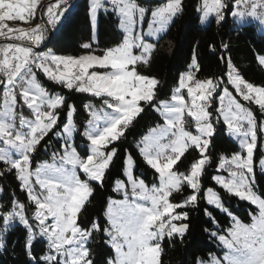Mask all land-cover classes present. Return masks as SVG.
<instances>
[{"label": "rangeland", "instance_id": "374dc122", "mask_svg": "<svg viewBox=\"0 0 264 264\" xmlns=\"http://www.w3.org/2000/svg\"><path fill=\"white\" fill-rule=\"evenodd\" d=\"M165 3L166 0L151 2L149 8L151 10L156 6H166ZM33 4L34 0H0V31H8L9 28L27 24L26 22L29 21L28 16L30 15L29 10L33 8ZM88 4H90V0H88ZM140 5L143 6L142 4ZM205 5L208 6L206 7ZM222 5V0H204L203 4L200 3V24L206 26L213 19L221 20L223 14ZM72 6L70 7L69 5L66 8L70 10ZM238 7L239 0H235L234 10L230 14L235 26H243L251 22L239 13ZM178 10L179 4L174 3L172 11L164 15L165 28L162 32L157 31L161 25V17L159 15L155 18H150L149 16L140 17L139 12L135 13L140 18L129 20L126 23V27L129 39L133 40L140 50V56L139 58L129 57L126 61L127 64L133 65L147 60L152 49V43L144 41V38L146 37L148 41L158 40L165 33ZM54 19H59V16H55ZM141 19L143 21L142 28H140ZM201 19H203V23H201ZM252 22L257 24L259 33L264 34V17H253ZM92 28L93 37L95 38L96 26ZM137 28H140V30L137 31ZM142 43L143 47L140 48ZM11 47L12 45L8 50ZM16 51L21 57L22 54L33 55V66L36 69H41V65L53 63L52 59H45V57H52L56 62L69 57L56 55L50 49L34 52L29 48L18 47ZM96 57L99 56L83 55L80 60L83 65H89L97 62ZM108 61L109 58L105 57L104 60L99 62L107 63ZM260 62L264 65V56L260 57ZM22 63H24V58ZM2 68H8L6 59L2 63ZM195 68L196 63H192L189 70L181 76L180 83L175 89L173 96L169 100L161 101L154 106L163 123L151 128L137 142L136 147L141 156L157 173L156 183L147 185L141 178L135 177L132 158L128 154L125 157L123 179L117 180L113 187L118 189L115 192L119 198H110L104 213V218L107 222L104 235L106 243L112 248L114 254L113 259H110L107 264H158L160 256L158 242L165 236L177 235V233L183 232V219L177 218L179 214L184 213L179 211L180 208H184L181 206V202L192 205L195 198L188 199V196L179 203H174L173 201L169 203V193L173 189L161 190L158 173L161 175L166 174V170L170 166H174L181 154L188 147H193V145L199 151L200 157L193 164L194 166L192 165L191 171L189 169L187 172L189 175L184 178L191 179L201 167L205 166L207 157L204 156V153L207 149V135L211 132V128L207 123L208 113H211L207 103L210 101L211 104L210 97L219 91L217 105H223L228 99L234 97L236 101L243 105L244 112L242 114L245 116H249V107L238 93L244 94L245 99H250L254 95L255 103L264 107V88L253 87L252 84L242 79L232 67L228 68L226 75L230 89L226 86H221L220 88L219 85L209 78L196 79L194 77ZM41 70L45 75L47 74V67ZM4 74V89L0 100V125H3V127H0V159L16 170L24 190L36 207L34 213L36 221L35 232L38 239L46 242L48 248L47 258L59 257L61 264H90L87 260V242L90 231L84 232L76 225L78 213L91 194L87 181L100 182L102 180L105 169L108 168V161L113 158L114 149L109 147L110 144L121 136L124 127L137 115L139 102L151 99L155 80L136 75L130 68L123 72L121 80L116 81L110 87L99 83L93 85V91L107 92L110 90L114 94H119V98L113 99L112 95H100L99 97H106L103 102L104 105L90 109L89 120L84 130V136L87 140V154H80L74 145V109H68L66 120L61 130L55 134V137L61 140V153L57 155L53 153L51 161L40 163L34 169H31L28 165V160L33 146L42 134L56 124L57 119H55V114L45 115V113L50 111L48 108L32 109L31 105L26 103L29 99L28 94H32L33 97L37 94L36 89L28 83V81L33 80L38 83L35 74H32L30 78H25L22 77L21 73L17 74L14 79L9 78L5 71ZM89 79L96 78L89 77ZM133 80L136 86L130 87V83ZM125 81L128 83L125 84ZM18 83L22 84V89L19 91L21 103L17 101L15 96L9 95V91L14 89ZM87 87L88 85L86 84L85 88ZM47 92L50 93L49 91ZM50 94L52 99L60 96L59 93ZM201 101H205L204 107L200 106ZM32 103H35L34 99ZM111 103H114V105L112 106ZM166 107L170 109L169 112L164 111ZM13 108H15V113H13ZM93 108L100 111L101 115L107 113V116L102 120H96L93 115ZM233 111H236L235 107ZM37 112L39 113L38 115ZM249 119H251L250 116ZM241 127L245 134L236 136L232 140L241 148L238 153L244 155V159H239V156L222 157L232 158L233 162L238 163L240 166H246L247 174L249 179H251L253 169L252 153L257 143V129L260 131L262 149H264V124L257 126L256 121L253 120L251 125L242 123ZM253 128L255 129L254 132ZM159 129H163L166 133L164 138L160 140V147L153 148L150 152L142 151L145 138L151 135L153 131ZM89 133L90 136L88 135ZM201 136L205 138L201 139ZM96 141H99V143H96ZM105 144H107V147H105ZM79 146L81 145L79 144ZM93 148L98 151L102 149L104 152L109 153L103 164H98L93 160V155L95 154L92 151ZM173 154H175V159H172ZM149 157L151 159H148ZM201 157L204 158L202 159ZM261 157H264V150H262ZM165 159L168 160V163L162 168L157 161L162 162ZM52 165L55 166V169H62L63 171H54L50 167ZM257 166L264 174V164H257ZM232 170L240 171L243 169L234 168ZM80 173L85 177V180L80 179ZM125 173L127 174L125 175ZM153 188L157 189V191L153 192ZM145 189L153 196V199L142 198L145 195ZM116 201H126L127 206L132 208L134 217L130 223L127 219H120L117 223H113L116 217L112 215L110 209L116 208L114 203ZM48 205H53L54 210H49ZM18 208L10 215L4 217V226L0 231V236L2 232L7 230L8 226L13 224V216L18 217L20 222H24L23 216L18 213ZM223 212L229 215L231 225H233L237 217L229 214L226 208ZM49 216H55V219L49 220ZM150 217L151 219H149ZM177 225H180V227L178 228ZM91 229H97V225L94 224ZM223 235L227 236V232Z\"/></svg>", "mask_w": 264, "mask_h": 264}, {"label": "trees", "instance_id": "16d2710c", "mask_svg": "<svg viewBox=\"0 0 264 264\" xmlns=\"http://www.w3.org/2000/svg\"><path fill=\"white\" fill-rule=\"evenodd\" d=\"M143 7L150 10L151 2H161L162 0H134ZM231 0H222V19H226V23H220L213 19L208 25L200 24V16L198 5L200 0H184L183 10L180 9L170 22L165 33L158 40H151L152 49L149 52L145 62H137L131 68L136 75L152 78L155 80L152 97L147 101L139 102V111L137 115L125 126L127 131L122 132L121 136L110 144V148L115 150L114 158H112L111 167L107 168L100 182L88 180L91 190L89 199L82 206L78 213L76 225L84 231L89 232L87 242V260L90 264H107L113 259L114 254L112 248L106 243L104 231L107 228V222L104 218L107 202L110 198H119L117 193L113 191L114 184L117 180L123 179V170L125 157L130 153V157L135 161L133 173L135 177L141 178L147 185H152L157 181V173L146 163L137 149V142L153 127L161 125L163 120L155 111L154 106L161 101L169 100L175 89L178 87L177 80L181 78V74L189 70L190 60L199 58L196 64L194 77L196 79H211L217 85L226 86L227 70L232 67L242 79L252 85H264V67L260 62V57L264 56V34L259 33L257 24L251 21L243 26H235V23L227 12V5ZM88 0H78L72 8L65 13L63 18L59 20V27L52 33V38L46 48L50 49L54 54L61 56L81 57L82 53L95 52V55H103L102 51H96L95 46L98 44L99 49L116 46L122 41V33L118 28L117 18L110 13L99 15L96 25L95 38L93 37V28L89 21ZM46 6L44 7V9ZM30 22L33 19L30 15ZM47 38L40 45L46 42ZM85 42L93 43L92 49H83L81 47ZM210 45H215V49L211 50ZM11 43L8 41L0 42V71L4 78L5 68L2 63L5 59V53ZM195 54L193 55V50ZM20 66V65H18ZM17 66V67H18ZM22 69V66H21ZM22 71V70H21ZM38 83L50 93H59L65 97L64 106L56 108L59 120L47 131L42 134L33 146L29 154L28 165L34 169L38 164L51 161L54 155L61 153V140L55 137V134L61 130L66 120V114L69 105L74 104L73 122L75 126L74 145L80 154L86 155L87 140L84 136V130L90 116L92 107H100L104 105L106 97H96L86 93H77L75 90L69 92L67 89L52 83L46 78L41 69L34 67ZM4 89V83L0 87V100ZM219 91L211 97L212 123L216 124L218 136L214 138V150L210 151L212 157V165L205 167L203 179L204 187L216 188L212 182V176L216 174L215 164L219 162L222 156L230 157L234 152H240L239 145L227 137L223 129V122L217 123V95ZM17 101L21 103L19 91L14 95ZM155 97V98H153ZM249 109L255 112V121L262 120L260 111L252 103H248ZM142 109V111H141ZM134 121V123H133ZM257 124V123H256ZM259 124H257L258 126ZM259 141L255 147V160L259 161L262 156L261 134L257 129ZM79 144L81 146H79ZM200 157L199 151L195 147H188L178 158L180 161L174 166L179 173H187L189 166H192ZM255 167L254 186L257 191L264 195V174L259 170L257 164ZM80 179L85 177L80 173ZM17 176L16 170L0 159V215H10L15 209L19 210L24 218V222H20L16 216L12 217V222L5 232L0 236V264H40V258L43 256L47 260V264H61L59 257L47 258L48 248L44 240L37 238L35 232L36 221L34 219L35 205L29 199L22 183ZM21 182V181H20ZM223 198L225 208L229 214L239 218L244 224L251 222L250 215L256 212V209L246 202L238 200L234 196H230L226 192L216 189ZM199 206L195 203L188 207L180 208V212H187L188 219L182 220L183 223L190 225L187 228V234L183 236V240L177 238V235L165 236L158 242L160 256L158 264H194V255L207 258V254L211 251L220 256L224 250L218 240L209 236L206 231L211 228L212 224L218 222L219 227L215 231L221 235L226 234L227 229L231 225V218L225 212L217 210L215 207L207 205L203 200V192ZM13 195L23 201V205L16 203L12 198ZM189 196V190L184 188L183 193H176L170 197L174 203L184 201ZM207 209V212L205 211ZM214 217L213 221H209L207 217ZM89 218L93 222L91 227L85 228ZM99 221L97 224L96 221ZM18 222V223H17ZM96 224L97 229H91ZM0 225V231L3 229ZM35 241H41L37 245ZM26 244L28 250L26 251ZM35 257L33 261L31 258Z\"/></svg>", "mask_w": 264, "mask_h": 264}, {"label": "snow or ice", "instance_id": "6c2138e0", "mask_svg": "<svg viewBox=\"0 0 264 264\" xmlns=\"http://www.w3.org/2000/svg\"><path fill=\"white\" fill-rule=\"evenodd\" d=\"M178 3L181 10H183L184 0H166V6H156L154 9H147L141 6L138 2H134V0H90V4L88 5V15L89 21L92 27H95L98 23L99 15L110 13L111 15L117 18L118 28L122 33V42L118 43L116 46L107 47L104 49H99L98 44L95 46L96 51H102L103 56L96 57L97 62L91 63L89 65H83V62L80 60V57L69 56L65 57L62 61L56 62L52 57H45V59H52L53 63L49 65H41L40 68L43 69L47 67L46 78L50 80L52 83L57 84L69 92L75 90L77 93H86L88 95L97 96L99 98L100 95H112L113 99H118L119 94H114L110 90L107 92H98L93 91L92 86L99 83L105 86H111L116 81L122 79V74L127 69L133 67L132 64H127L126 61L129 57L139 58L140 50L137 48L135 42L129 39L128 29L126 27V23L129 20H135L143 16H149L150 18H155L157 15L161 17V25L160 28L157 29L158 32L164 31L165 23L163 22V17L167 13L172 11L173 4ZM200 3L203 4L204 0H200ZM206 7L208 5H205ZM235 0H231V3L227 5V12L231 14L234 10ZM71 7V5H70ZM68 9L65 8L60 13H52V15L59 16V19L52 21L49 20L48 26L54 27L61 18H63L64 12ZM34 11V10H29ZM136 12H139L140 17L135 15ZM199 12V5H198ZM207 15V13H205ZM33 19H36L35 15H33ZM240 21V20H238ZM241 22V21H240ZM201 23H203V19H201ZM220 23H226V19L220 21ZM143 26V21L141 19L140 28ZM39 27V25H37ZM140 28L136 30L139 31ZM46 39L45 36H37L35 37V43L37 44V48L44 42ZM144 41L150 42L147 38H144ZM83 49H92L94 47L93 43L85 42L81 45ZM143 47V43L140 48ZM210 49L214 50L215 45H210ZM195 54V49L193 50V55ZM82 55H93L95 56V52L90 53H82ZM105 57L109 58L107 63H100L99 61L104 60ZM189 64L199 63V58L195 60H190ZM264 67V65H262ZM107 70V71H98ZM181 75H184L183 73ZM89 77H93L96 79L90 80ZM35 89L36 95L33 97L32 94H28L29 99L26 103L31 105L32 109H43L48 108L50 111L45 113V115H53L55 114V119L59 120L58 113H55L56 108H62L64 106L65 97L59 96L55 99L51 98V94L47 92L46 89H43L41 85L37 82L28 81ZM128 82L125 81V84ZM177 83H180V79L178 78ZM88 85L85 88V85ZM136 83L133 80L130 83V87H135ZM256 88H264V85H253ZM186 91V89H185ZM241 95V99L245 100V104L252 103L254 106L260 111V115L264 118V107L260 104L255 103V96L253 95L250 99H245L244 94L238 93ZM155 98V97H153ZM33 99L35 103H32ZM223 99V97H221ZM208 107H211L210 101L207 102ZM205 101H201V107H204ZM75 105H69V110L74 109ZM235 107L236 111H233ZM206 110V109H205ZM93 115L96 120H102L107 116V113L103 115L100 114V111L92 109ZM142 111V109H141ZM165 112H169L170 109L167 107L164 109ZM217 123L223 122L222 131L227 137H230V140L239 135H244L243 129L241 127L242 123H247L249 125L252 124V121L255 120L256 114L252 112L251 109L248 110L249 116H245L242 113L244 112V107L238 101L235 100L234 97L228 99V101L223 104L217 105ZM13 113H15V108H13ZM39 113L37 112V115ZM211 113H208L207 123L211 128L210 134L207 135V149L205 150L204 156L207 157L205 166L201 167L195 176H192L191 179H186L188 173H179L176 171L175 166H170L166 170V174L161 175L158 173L160 179L161 190L167 191L168 189H173L172 192L169 193V203H171L170 197L175 195L176 193H183L184 188L187 187L189 190L188 199L195 198L194 203L195 206H199L201 200V192H203V200L209 206L215 207L217 210L224 211L225 205L223 202V198L220 196L219 192L216 189H220L230 196H234L238 200L248 203L252 207L256 209V212L250 215V224H244L239 221V218H235L236 222L233 225H230L227 229V236L221 235L219 232L215 231L217 227H219L218 222L212 224L211 228L206 227V231L208 235L217 239L219 244L224 249L222 255L218 256L213 252H209L207 254V258L199 257L194 255V264H264V195H261L257 191L258 186H254V178H255V167H253L251 172V179L247 174V167L240 166L238 163L233 162L232 158L222 157L221 161L215 164L216 175L212 176V182L216 185V188L213 187H204L203 177L205 174V167L212 165V157L209 155L210 151L214 150V138L218 136V130L216 124L212 122ZM61 123H64L63 121ZM134 123V121H133ZM257 124H264V119L256 121ZM3 127V125H0ZM124 131H127V128L124 127ZM51 131V129H49ZM255 129L253 128V132ZM47 134V133H45ZM165 132L163 129L155 130L151 135L145 138L144 140V149L142 151H151L153 148L160 147V140L164 138ZM90 136V133L88 134ZM204 136H201V139H204ZM110 139V138H109ZM257 141H259V137H256ZM99 143V141H96ZM107 147V144H105ZM195 147V145H193ZM203 147V145H201ZM264 150V149H262ZM93 160L98 164H103L104 161L108 158L109 153L101 150L92 149ZM115 150H113V158H114ZM130 157V153L128 154ZM246 155V152H245ZM253 161L255 164H264V157H261L259 161L255 160V149L253 150ZM239 156V159H244V155H240L237 152L232 154V157ZM202 159L204 157H201ZM148 159H151L149 157ZM172 159H175V154H173ZM160 163V166L163 168L165 164L168 163V160L157 161ZM180 161H177L179 164ZM112 161H108V167H111ZM230 165V167H229ZM132 166L135 167V161L132 160ZM194 166V165H193ZM54 171L62 172V169H55V166H50ZM191 167L190 171H191ZM234 168H242L240 171H233ZM107 171V169H105ZM127 173H125L126 175ZM21 182L18 180L17 184L19 185ZM102 185V180L100 181ZM117 188H113V191H117ZM21 191H25L21 189ZM157 189L153 188V192H156ZM25 194L26 191H25ZM0 195H3L0 192ZM16 203L23 205V201H19L14 195L12 197ZM142 198L153 199V196L147 192L145 189V195ZM115 209H110L112 215L116 217V220L113 223H117L120 219H127L130 223L132 218L134 217V212L131 207L127 206V202L116 201ZM182 207H188L187 203L181 202ZM49 210H54L53 205L47 206ZM207 212V209H205ZM47 215V213H46ZM178 219L186 220L188 219L187 212L181 213L177 217ZM49 220H54L55 216H49ZM151 219V217L149 218ZM207 219L211 222L214 220V217L209 215ZM93 220L89 218L88 224L85 225V228L91 227ZM99 224V221H96ZM18 223V222H17ZM47 223V221H46ZM4 224V215H0V225ZM6 226V225H5ZM190 225L187 223L183 224V232L177 233V238L181 241L183 240V236L187 234V228ZM179 228L180 225H177ZM41 241H35L36 245ZM28 250V246L26 244V251ZM53 255H55L53 253ZM33 261L36 260L35 257L31 258ZM40 264H47V260L42 256L40 258Z\"/></svg>", "mask_w": 264, "mask_h": 264}, {"label": "built area", "instance_id": "2783aa9c", "mask_svg": "<svg viewBox=\"0 0 264 264\" xmlns=\"http://www.w3.org/2000/svg\"><path fill=\"white\" fill-rule=\"evenodd\" d=\"M77 1V0H76ZM75 0H34L33 8L30 11L31 18L35 15L36 19L33 22H29L27 25L9 31H0V42L11 41L12 47L5 53V59L8 62L9 69H15L18 64L22 66V77L30 78L34 70V57L33 55H26L23 58L16 51V48L23 46H37L34 42L35 37L45 36L47 38V32L45 25H48L49 20L55 21L52 13H60L69 5H74ZM46 8L44 9V7ZM43 8L42 15L40 10ZM239 13L244 16L245 19L263 18L264 17V0H239ZM69 10L65 11L68 13ZM57 16V15H56ZM39 25V27H37ZM49 27L51 33H53L58 27L59 22L54 27ZM22 89V84L18 83L14 89L9 91V95H15L17 91ZM113 106L114 103H111ZM118 235V233H116Z\"/></svg>", "mask_w": 264, "mask_h": 264}, {"label": "water", "instance_id": "95a60500", "mask_svg": "<svg viewBox=\"0 0 264 264\" xmlns=\"http://www.w3.org/2000/svg\"><path fill=\"white\" fill-rule=\"evenodd\" d=\"M42 12H43V8L40 10V15H42ZM45 29L47 32V40L41 47H39V48H37V46H25V47L31 49L34 52H39V51H42L44 48H46V46L48 45V43L50 42V40L52 38V33L49 30L48 25H45ZM8 42L10 43L11 41H8ZM3 83H4V78H3V75L0 71V87L3 85Z\"/></svg>", "mask_w": 264, "mask_h": 264}, {"label": "crops", "instance_id": "0c3cea01", "mask_svg": "<svg viewBox=\"0 0 264 264\" xmlns=\"http://www.w3.org/2000/svg\"><path fill=\"white\" fill-rule=\"evenodd\" d=\"M30 15L28 16V22H26L27 24L30 22ZM27 24H22L21 26H19V27H16V28H9V30H13V29H17V28H20V27H23V26H25V25H27ZM8 30V31H9ZM23 48H26L25 46H23ZM26 55H28V54H22V58H24ZM22 69H21V65L20 66H18V67H16L15 69H9V68H6V75L9 77V78H13L14 79V77L17 75V74H21V71Z\"/></svg>", "mask_w": 264, "mask_h": 264}]
</instances>
